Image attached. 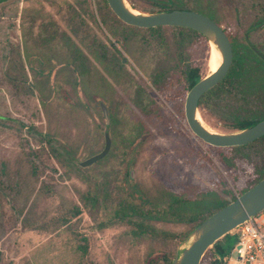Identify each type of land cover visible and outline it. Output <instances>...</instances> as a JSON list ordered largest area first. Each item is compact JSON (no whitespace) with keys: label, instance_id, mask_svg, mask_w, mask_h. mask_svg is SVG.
I'll return each instance as SVG.
<instances>
[{"label":"rangeland","instance_id":"374dc122","mask_svg":"<svg viewBox=\"0 0 264 264\" xmlns=\"http://www.w3.org/2000/svg\"><path fill=\"white\" fill-rule=\"evenodd\" d=\"M133 1L142 11L163 2ZM172 4L195 7L264 55V32L252 24L264 0H173L166 7ZM116 26L102 0L0 3V264H163L162 255L173 257L216 203L252 182L255 164L264 167V154L233 166L218 160L213 145L190 130L183 98L152 83L151 53L138 41L122 43ZM184 45L189 62L205 65L208 41L193 35ZM77 53L85 57L78 66ZM198 110L208 127L228 131L234 116L264 112V93L232 87ZM105 131L109 152L80 166L103 147ZM123 198L150 211L129 217L179 236L136 237L117 216ZM212 253L213 245L199 264H209Z\"/></svg>","mask_w":264,"mask_h":264},{"label":"trees","instance_id":"16d2710c","mask_svg":"<svg viewBox=\"0 0 264 264\" xmlns=\"http://www.w3.org/2000/svg\"><path fill=\"white\" fill-rule=\"evenodd\" d=\"M3 1L4 0H0V3ZM127 1L133 8L140 9V7L136 5L133 0ZM171 1L172 0H163V2L160 4V8L156 10L171 8V5L166 7V4H169ZM102 2L105 4L107 13L109 16H111V19H114L119 24V26L111 28L112 34L124 44L130 43L131 41H138L142 51L151 53L154 60H156L155 64L157 65L152 73V83L159 87L160 91L162 92L169 91L173 100H178L179 96H181V98H183L184 109V98L187 90L199 77L202 76V70L205 67L208 69L207 60L205 65L201 66L197 63H191L186 59L184 53V44L186 41H189L193 35L199 36L207 41L206 37L200 32L184 26L159 25L154 27H138L127 24L115 15L108 5L107 0H102ZM178 7L184 6L179 5ZM156 10L150 9L147 11ZM204 11L213 15L210 11ZM224 30L231 41L233 52L232 62L225 76L199 98L198 108L201 111L203 108L211 106L213 104L214 97H216L219 93L230 90L232 87L236 88V90L239 91L241 95L255 91L264 93V61L260 57L259 52L253 45H250L247 42L238 41L237 39L234 40L230 31L226 30L225 28ZM99 49L100 56L105 57V49L103 46H101V48L99 47ZM83 59H85V57L81 53H77L75 55L74 64L78 66V61H82ZM120 63L123 65L122 61H120ZM181 82L183 83L181 84ZM172 99L170 101H173ZM261 118H264V112L260 111L255 112L247 117L234 116L230 123H226L224 126L231 130L239 129L251 125ZM47 142L51 144L49 139H47ZM212 148L214 149V154L217 155L218 160L226 165L233 166V164H235V160H239V163H245V161H249L252 156L254 157L264 154V135L243 145L224 147L212 146ZM246 148L250 149L248 150ZM53 153L58 159L63 156V153L59 150L56 152L53 151ZM71 162L78 166L76 160H71ZM256 165L258 164L254 165L256 172L255 176L251 178L252 182L243 187L244 189L242 188V192L251 187L256 181L264 176V169H262L264 167L258 168ZM258 171H260V175L257 174ZM261 171L263 172L261 173ZM231 179H233L234 182L238 181L237 176H231ZM220 183L222 184V181L219 182V184ZM219 186L221 188V185ZM236 196L237 195H233L231 200L235 199ZM231 200L219 201L215 204V207L217 206L216 209L224 206ZM78 210L79 209L77 208L76 212H78ZM213 211H210L208 214L200 218V220L196 222L195 226ZM149 212L150 211H144L139 206L134 205L130 200L123 198L120 208L116 213L120 219L132 225V234L138 238L142 236H151L161 241H168L179 236V234L173 232L158 230L144 223L143 221L135 220L128 216L129 214L131 215L138 213L145 216L148 215ZM192 218L193 216L191 219ZM83 239L86 238L84 237ZM236 241V231L228 232L216 240L213 244V253L209 259V264H216V260H214L215 254L225 256L230 253ZM81 249L83 252H85L86 246L82 245ZM172 258L173 257L169 254H163V264H171Z\"/></svg>","mask_w":264,"mask_h":264},{"label":"water","instance_id":"95a60500","mask_svg":"<svg viewBox=\"0 0 264 264\" xmlns=\"http://www.w3.org/2000/svg\"><path fill=\"white\" fill-rule=\"evenodd\" d=\"M115 15L123 22L139 27L176 25L192 28L214 44L220 55V62L213 70L199 77L187 90L184 98V116L190 130L204 142L218 147L249 143L264 135V118L251 125L228 131H218L208 127L198 110L199 98L216 85L227 73L232 62V46L224 28L210 16L189 8H171L156 11H142L133 8L127 0H107ZM99 107L109 122V109L100 99ZM111 137L104 132L103 147L96 153L79 161L88 166L103 158L110 150ZM264 207V176L251 187L238 194L224 206L216 209L200 221L189 233L182 247L172 258L171 264H199L204 252L216 240L231 232L241 222Z\"/></svg>","mask_w":264,"mask_h":264},{"label":"built area","instance_id":"2783aa9c","mask_svg":"<svg viewBox=\"0 0 264 264\" xmlns=\"http://www.w3.org/2000/svg\"><path fill=\"white\" fill-rule=\"evenodd\" d=\"M237 241L227 255H214L216 264H264V207L238 224Z\"/></svg>","mask_w":264,"mask_h":264},{"label":"bare ground","instance_id":"6f19581e","mask_svg":"<svg viewBox=\"0 0 264 264\" xmlns=\"http://www.w3.org/2000/svg\"><path fill=\"white\" fill-rule=\"evenodd\" d=\"M209 44V55L207 58V66H208V72L213 71L219 64L220 62V55L218 51L216 50L215 46L213 43L208 42Z\"/></svg>","mask_w":264,"mask_h":264},{"label":"flooded vegetation","instance_id":"af4514ba","mask_svg":"<svg viewBox=\"0 0 264 264\" xmlns=\"http://www.w3.org/2000/svg\"><path fill=\"white\" fill-rule=\"evenodd\" d=\"M173 1V0H172ZM183 6V5H181ZM169 7V6H168ZM171 8H189V9H193L195 7H189V6H184V7H176L175 4L171 5ZM169 8V9H171ZM197 8V7H196ZM160 10H165V9H160ZM195 10V9H194ZM121 20V19H120ZM259 23V27L260 29L264 32V8L261 10V13L258 17V19H256L255 21L252 22V24H257ZM139 27V26H138ZM154 27V26H153ZM228 36V35H227ZM234 40H236V38L232 37ZM113 42V41H112ZM231 42V41H230ZM114 43V42H113ZM260 57L262 58V60L264 61V55H260ZM121 61L123 63H125L127 61L126 57H122Z\"/></svg>","mask_w":264,"mask_h":264}]
</instances>
